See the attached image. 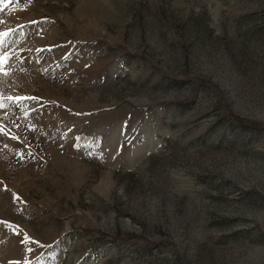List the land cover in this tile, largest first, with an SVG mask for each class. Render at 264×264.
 I'll return each instance as SVG.
<instances>
[{"label": "rangeland", "instance_id": "1", "mask_svg": "<svg viewBox=\"0 0 264 264\" xmlns=\"http://www.w3.org/2000/svg\"><path fill=\"white\" fill-rule=\"evenodd\" d=\"M0 60V264H264V0H0Z\"/></svg>", "mask_w": 264, "mask_h": 264}, {"label": "trees", "instance_id": "2", "mask_svg": "<svg viewBox=\"0 0 264 264\" xmlns=\"http://www.w3.org/2000/svg\"><path fill=\"white\" fill-rule=\"evenodd\" d=\"M235 120L237 121L238 124H241V119H238L237 117H235ZM262 128H264V123L261 124Z\"/></svg>", "mask_w": 264, "mask_h": 264}, {"label": "snow or ice", "instance_id": "3", "mask_svg": "<svg viewBox=\"0 0 264 264\" xmlns=\"http://www.w3.org/2000/svg\"><path fill=\"white\" fill-rule=\"evenodd\" d=\"M0 63H2V60H0Z\"/></svg>", "mask_w": 264, "mask_h": 264}]
</instances>
